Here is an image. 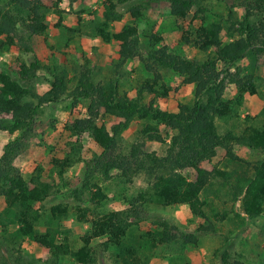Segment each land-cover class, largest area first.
<instances>
[{"label": "trees", "instance_id": "1", "mask_svg": "<svg viewBox=\"0 0 264 264\" xmlns=\"http://www.w3.org/2000/svg\"><path fill=\"white\" fill-rule=\"evenodd\" d=\"M65 1L72 6L83 0H6L5 7L0 6V56L14 48L34 53L26 41L46 36V14L61 16L59 5ZM132 1L101 0V18L91 28L104 43L117 44L120 65L137 58L152 75L139 83L134 96L120 92L113 79L95 82L92 70L86 66L72 78L65 68L54 67L46 79L48 90L39 94L34 84L40 71L49 69L36 57L29 62L17 58L11 64H0V131L10 135L18 132L4 145L0 156V245L12 261L9 263L0 255V264H27L23 243L39 250L38 264H60L65 258L74 264H99L97 249L108 253L110 264H149L159 247L176 246L177 251L184 252L187 247L198 245L199 236L215 234L217 225L228 219L226 211L214 209L208 201L215 183L228 189L231 202L238 204L239 212L249 220L264 215V155L251 163L233 152L234 145L264 152V122L260 127H246L239 135L227 132L220 136L215 126L216 119L238 116L244 94L257 93L254 72L264 67V0H217L216 10L210 7L209 0H166L180 42L207 54L200 61L171 53L165 46L155 49L162 41L155 34L149 37L148 56L144 57L138 33L142 4L130 6L129 21L112 32L114 24L123 18L119 8ZM223 33L228 42H223ZM218 63L224 69L219 71ZM232 68L235 72H231ZM158 69L173 71L182 77L183 84L193 85V101L179 104L174 112L159 109L156 99L167 97L169 90ZM243 70L247 72L240 77ZM226 78L237 88L231 100L223 98ZM64 96L71 100L73 113L81 100L88 101L85 114L68 119L64 130L77 140L87 135L101 152L84 161L83 188L91 191L90 205L83 206L80 201L71 206L58 203L47 210L44 203L59 191V182L67 185L64 173L77 160L68 150L64 159L50 160L51 173L37 169L28 179L15 161L36 135L41 108ZM134 120L145 123L140 130L142 142L132 144L124 153L119 146L120 136ZM162 127L166 135L162 134ZM167 139L164 156L144 151L145 142L165 143ZM217 148L224 150L221 166L213 162ZM114 170L127 181L144 172L151 182L149 189L127 200L126 209L105 212L101 205L108 197L93 180L98 176L109 179ZM178 205L187 206L193 216L204 220L194 232L181 231L163 219L153 221V228L140 232V223L147 219L151 207ZM205 209H209V214ZM240 213L235 216L241 218ZM72 217L77 223L88 225L76 241L63 224ZM96 240L101 241L93 246ZM220 258L216 264H242L237 260L230 262L225 247ZM170 264L191 263L180 255L178 262L173 260Z\"/></svg>", "mask_w": 264, "mask_h": 264}, {"label": "rangeland", "instance_id": "2", "mask_svg": "<svg viewBox=\"0 0 264 264\" xmlns=\"http://www.w3.org/2000/svg\"><path fill=\"white\" fill-rule=\"evenodd\" d=\"M243 1V0H238ZM236 2V0H235ZM237 3V2H236ZM134 4H142V17L138 23V33L141 53L148 56L150 45V35L155 34L162 38V41L155 46L159 49L165 46L171 53L180 55L188 60L200 61L207 54L195 48L183 45L180 42V33L177 30L173 17L168 12V2L166 0H133L122 7L119 11L123 14L122 21L114 24L112 32L118 31L121 26L129 21L127 10ZM217 0H209L210 7L215 10ZM6 5V0H0V6ZM63 11L61 16L56 13L46 14L48 30L45 37L34 36L26 43L31 44L34 53L27 54L14 48L10 53L0 56V64L13 63L17 58L29 62L36 57L43 67L49 70H41L39 80L34 84L37 93L42 94L48 90L46 79L50 78V72L54 67H63L72 78L85 68L92 70V78L95 82H106L113 79L120 92H126L129 96H134L139 83L145 79L152 78L144 65L137 59L127 60L120 65L118 56V46L115 42L104 43L99 37L93 34V22L100 20L101 0H83L72 6L65 1L60 5ZM80 11L84 13L78 15ZM243 13L241 8H238ZM59 19H61L59 21ZM212 20V19H211ZM60 22L61 27L56 28ZM22 35V34H20ZM223 42L229 39L223 33ZM21 46V44H17ZM241 67H243L241 65ZM224 69V65L218 63V70ZM163 77V83L169 90L165 98H157L156 105L161 110L174 112L179 104L190 103L194 99V86L183 84L182 77L167 69H158ZM231 72H235L232 68ZM247 70L240 72L242 77ZM254 83L257 85V93L254 95L244 94L242 105L238 108V116L232 118H221L215 120L217 134L222 136L227 132L235 135L241 134L246 127H260L264 122V67L254 72ZM221 77H225L222 74ZM235 78V77H234ZM226 89L223 94L225 100H231L237 93V88L226 78ZM73 86V84H71ZM71 100L64 96L59 102L48 104L41 108V114L37 123L36 135L27 142L25 151L16 159L15 164L20 169L25 178L35 174L37 169L44 173H51L53 165L51 159H64L67 151L70 150L76 162L64 173L67 183L63 186L59 182V191L51 195L44 203L48 210L52 205L63 203L67 205H78L79 201L83 206H89L91 191L83 188L84 161L100 154V148L90 137L84 135L80 140L70 136L63 128L68 119L82 117L88 105V101L81 100L76 108V112H71ZM250 117L249 120L246 117ZM102 122V121H100ZM143 121L134 120L129 127L121 134L119 146L124 153H128L132 144L142 142L140 130L143 129ZM162 134L166 135L164 128ZM18 132L10 135L0 131V156L4 145L13 140ZM168 147V139L165 143L145 142L144 151L153 152L158 156H164ZM233 152L239 158L255 163L263 158V151H253L246 147L234 145ZM224 161V150L216 149V156L213 162L220 165ZM54 178L55 174L53 175ZM151 180L144 172H140L131 177L130 181L122 177L119 171H112L111 178L101 179L100 176L93 180L97 183L102 192L107 195V200L101 205V210L105 212L124 210L128 207L127 200L137 196L141 191L149 189ZM78 192L75 194V192ZM92 191H95L93 189ZM79 197V200L77 199ZM210 205L220 212L226 211L228 219L217 225L215 234H205L199 236V243L196 247L189 246L184 252H179L173 247H159L149 264H170L173 260L178 262V257L183 255L191 264H216L220 261V253L224 247L229 255V261H239L242 264H264V215L253 220H249L239 212L238 204H233L230 200L228 189L220 187L218 183L212 186L208 193ZM3 201L0 199V211ZM209 209H205L209 214ZM148 217L140 223L139 230L144 232L153 228L152 222L166 220L170 224L177 226L181 231L194 232V229L204 222L203 219L193 216L185 205L169 206L166 208L151 207ZM240 213L243 217L235 216ZM70 232V238L74 241L88 228L86 224H80L72 217L63 222ZM1 241V240H0ZM101 240L92 243L96 246ZM226 245V246H225ZM24 258L27 264H38L37 258L41 254L36 247L27 243L22 244ZM97 259L99 264H110L108 253L99 249ZM110 250H113L111 248ZM0 255L9 263L8 252L0 245ZM60 264H74L69 258L60 261Z\"/></svg>", "mask_w": 264, "mask_h": 264}]
</instances>
